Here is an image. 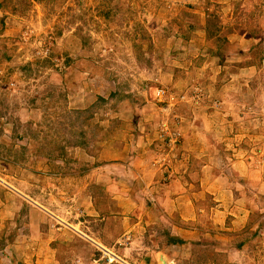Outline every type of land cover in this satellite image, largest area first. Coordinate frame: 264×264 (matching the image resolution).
Returning a JSON list of instances; mask_svg holds the SVG:
<instances>
[{"label":"rangeland","instance_id":"obj_1","mask_svg":"<svg viewBox=\"0 0 264 264\" xmlns=\"http://www.w3.org/2000/svg\"><path fill=\"white\" fill-rule=\"evenodd\" d=\"M152 186L177 264H264V0H0V264H93Z\"/></svg>","mask_w":264,"mask_h":264},{"label":"crops","instance_id":"obj_2","mask_svg":"<svg viewBox=\"0 0 264 264\" xmlns=\"http://www.w3.org/2000/svg\"><path fill=\"white\" fill-rule=\"evenodd\" d=\"M154 187L155 186H152V188L150 189V195L153 194L152 196L153 201L151 202L149 201L148 204L145 205V208L143 207L142 210L136 211L139 213V216L136 215L134 209H131V212L127 210L124 212L122 211L123 217H121L122 218L121 226H119L116 230L121 229L123 227L122 224L124 223L123 219L126 220L127 222H126L124 234H122L123 236L121 238L117 237L116 241H114V243H112L111 245H106L105 242L98 243V241L97 242L94 241L95 242L94 245L98 247L96 250L100 253V255L95 257V259L93 260V264H177L178 263L173 253L175 251L179 252L181 248L183 249L186 248L185 243L187 242V235L189 236V239H191V237H194L195 231H198L196 227H191V223L193 221L194 216H196L195 214L197 213L196 212L197 209L195 207L192 208V202H191L192 199L190 197L189 201L187 202V204H189L187 208H186L187 204H185V206L178 205L175 206V208L178 209L175 211H179V212H175V211L171 212L172 216L178 215L177 220L178 222H182V224L181 223L177 224L176 221H171V223L168 221H164V223L163 221L160 222V220L158 219L160 216L168 217V214H170V211L168 209L167 210L165 209V201H168V196L164 197L163 193L155 194ZM182 199L188 200V198H185V196L179 195V196L171 197L169 201L171 203L177 201L179 202L182 201ZM85 206L92 208L93 203L89 201V204H86ZM113 206H114L113 208L116 209L109 210L110 213L103 214L102 220L109 218L114 219L118 216H119L118 218H120L119 214L120 213L122 214L121 209L123 207L122 202L120 201L119 205L117 204ZM157 206H159L158 209ZM125 207L130 208L129 204L127 203L125 204ZM162 207L164 208L162 209ZM91 212L94 213V209H92ZM160 226H162L163 228L162 232L164 234L163 238L161 237L162 239L157 237V235L154 233V231L159 229ZM166 232L168 237H166ZM181 232H186L189 234H179ZM177 236L180 239L178 240L179 242L176 243L175 241V243H172L170 240L171 239L177 240ZM124 239H126V242H123ZM194 240H196V238ZM135 246H141L144 251H147L145 253V259H141L140 256H138V254L134 252ZM93 250H95V248H93ZM75 256H77L78 258V261H76V263L83 264L85 263L84 261L88 260L86 259V257L83 256L82 252H77ZM112 259L114 260L111 261Z\"/></svg>","mask_w":264,"mask_h":264},{"label":"trees","instance_id":"obj_3","mask_svg":"<svg viewBox=\"0 0 264 264\" xmlns=\"http://www.w3.org/2000/svg\"><path fill=\"white\" fill-rule=\"evenodd\" d=\"M98 100H101L102 101V99L101 98H98ZM94 108L92 107V108H90V109H87V110H84V111H78V110H75V111H73L74 113L76 112V114H79V115H81V114H84L85 112H87V111H90V110H93ZM72 146H74V147H84L85 146V143L84 142H78V143H75V144H73ZM108 219H106V221H107ZM108 238V237H107ZM172 243H175V240H173V239H171L170 240ZM93 253H94V255L93 254H91V256H94L93 258L95 259V257H97V256H99L100 255V253L97 251V250H94L93 251ZM90 256V257H91Z\"/></svg>","mask_w":264,"mask_h":264}]
</instances>
